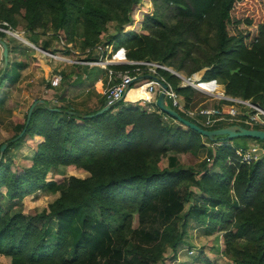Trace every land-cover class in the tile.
<instances>
[{
	"label": "trees",
	"instance_id": "16d2710c",
	"mask_svg": "<svg viewBox=\"0 0 264 264\" xmlns=\"http://www.w3.org/2000/svg\"><path fill=\"white\" fill-rule=\"evenodd\" d=\"M0 1V19L13 22L12 14L20 12L29 30L38 23L42 11H58L59 23L62 24L71 14L74 3H81L77 8L76 19L81 21L82 25V49L90 48L96 43L98 32L107 18L104 8L89 0ZM109 1L114 2L119 9L127 10L133 8L140 0ZM158 1L173 12L175 23L172 27L142 34L129 31L121 41L113 40V45L123 46L130 60H151L165 64L172 55L173 47L181 44V41L173 42L170 38L182 36L192 40L198 23L204 17H212L216 21L218 31V53L214 62L206 64L209 67L205 70L203 78H213L219 83L209 84L212 92L221 93L224 89L226 95H237L252 104L256 102L252 99L256 98V105L263 108L264 0ZM142 4L148 5L145 1ZM53 36L49 38L54 39ZM0 38L3 39L2 33ZM64 39L66 40L65 37ZM46 42L42 45L43 49H46ZM6 44L9 52L10 46ZM189 58L187 51L183 53V61ZM13 63L7 61L2 66L0 84L4 80L9 81L7 66L10 67ZM108 67L111 70H123L134 66L120 64ZM199 67L196 63L190 69H185L183 64L179 65L180 69L186 70V75L197 71ZM90 70L98 73V69L94 67H90ZM158 72L172 84L187 105L193 90L189 87H178L176 77L167 71L159 69ZM198 72L200 71L192 76L194 81L200 76ZM201 84L199 86L203 87ZM60 98L62 99V94ZM105 98L106 94L102 95L100 106L91 110L68 109L65 105L46 107L36 103L24 132L16 139L20 140L28 134L43 137L30 165L22 172H13L3 161V157H0V264H5V259H8V264H155L161 253L158 247L151 246L154 243H149L151 234L155 240H159L156 244H165L170 249H174L180 242L182 231L178 230L171 220L174 217H183V200L173 185L181 180H192V174L176 163L159 170L147 163V160L151 159L155 152H160L158 150L170 149L171 145L194 146L201 135L189 128L181 129L177 125H168L162 121L159 113L148 112L139 107V104H123L121 101L108 106L106 111L96 116L82 117L98 110ZM118 106L120 108L113 113L112 110ZM54 108L58 110H52ZM175 111L205 128L179 110ZM37 116L46 123L45 126L33 127ZM164 116L174 120L168 115ZM218 123L210 128L230 124L248 127L233 121ZM252 127L259 128L257 125ZM11 139L7 140L10 142L7 147L11 144ZM221 139L233 141L236 147L246 146L248 139L254 140L246 137L227 139L223 136H216L212 140ZM215 159L216 155L212 156L211 162ZM107 162L116 164L105 173L101 166ZM66 163L97 171L85 179H71L69 185L73 190L70 191L64 190L55 180H44V173L49 166ZM244 167H249V173L234 182V199L208 194V199L203 202L195 201L184 216L192 217L205 226L207 232H212L216 224L220 226V222L232 217L231 212L244 211L239 206L248 205L254 198L258 176L264 169V157ZM199 177L194 179V183L201 190L202 179L214 178L206 169ZM225 183L220 182L217 185L224 186ZM39 189L51 195L59 193L46 208L40 211L30 209L23 213L22 198ZM223 203H229L230 212L216 208L206 215L207 208L213 209ZM261 203L259 210L247 214L253 220L254 226L259 223L261 230L258 236L262 240L257 257L250 264H264V200ZM122 204L132 206L138 214L151 207L161 220L160 226L152 231L132 230L131 239L135 241L134 245L127 240L123 241L122 245H115L114 232L119 218L114 214H120ZM51 220L54 221V238L46 241L45 229ZM254 226L238 223L232 235L234 238L251 239L250 232Z\"/></svg>",
	"mask_w": 264,
	"mask_h": 264
},
{
	"label": "rangeland",
	"instance_id": "374dc122",
	"mask_svg": "<svg viewBox=\"0 0 264 264\" xmlns=\"http://www.w3.org/2000/svg\"><path fill=\"white\" fill-rule=\"evenodd\" d=\"M90 2L101 5L107 12V18L103 26L100 28L96 43H112L115 41H121L124 35L129 32H135L138 34L156 32L158 30H164L174 25L173 12L164 4L158 0H140L136 5L127 10L119 9L115 6L114 2L109 0H89ZM145 1L147 6L142 4ZM1 2V1H0ZM1 4V3H0ZM81 3L75 2L74 8H71V14L67 20L60 24V14L56 10H44L41 12L38 23L33 29H27V22L23 19L22 13H13L11 17L13 22H7L0 19V22H6L14 31L27 42L33 45H44L46 42V49L58 50L59 44L55 41V35H60L65 39L66 43L72 46V51L65 54L69 59L78 60L85 59L82 57L81 43V21L77 18V8ZM129 25V27H127ZM132 25V27H131ZM47 32L52 33L54 39L49 38ZM218 31L216 21L212 17L203 18L195 28L194 39H186L182 36L171 37V41H181V44L175 45L171 50L172 55L167 59L164 65L171 72L182 73L185 75L186 70L179 68L180 64L184 65L185 69H190L195 63L200 66L197 71H200V76L203 78L205 70L209 67L206 64L208 62H214L218 53ZM9 41V52H19L22 60L13 58V65L8 67L9 81L4 80L0 84V144L6 143L5 148L0 153V157H3V161L9 166V169L13 172H22L26 167L30 165L33 154L40 142L43 141V137L38 134H28L20 140L11 141V144L7 140L11 139L19 131L20 125L24 121V117L28 106L33 100H44L41 102L43 106L52 107L56 105V97L50 94L48 91L51 86L48 84L46 78L43 75L34 77L33 69L36 62L40 61L41 54L29 46L23 41L15 38H5ZM171 47V45H169ZM188 52L189 60L183 61V53ZM18 54V55H19ZM34 54L38 57L34 56ZM64 54V53H63ZM15 59V60H14ZM45 63V62H44ZM53 68L51 74L59 70L61 74V81L58 86L64 88L65 84H69L71 74H76L78 68H83L82 64H61L58 61H52ZM25 65H28L30 71L21 72L20 69ZM38 65V64H37ZM75 67V68H73ZM98 73L95 76V83L92 86L96 92H93L95 96H99L100 102L101 96L106 94L109 87L116 82V77L113 73H109L106 69L97 68ZM91 67V68H93ZM66 69L67 72H64ZM192 72V73H196ZM91 70L89 73H93ZM170 74V72H168ZM64 74V75H62ZM41 75V76H40ZM198 77H196L197 79ZM88 83V82H87ZM178 83V81H177ZM205 89L210 90L209 85L202 84ZM193 90V94L190 97L188 105L191 108L195 107H220L233 105L237 111H243L244 108H240L239 105H235L231 101L225 99H216L210 95L205 94L199 89L190 87ZM214 93V92H213ZM64 94V92H63ZM232 98H238L237 95ZM82 100V105L90 103L91 95L88 94L79 97ZM183 99V98H182ZM253 101H258L256 98ZM254 102V104H257ZM73 105L69 103L65 104L68 109H77L81 106L72 101ZM166 104L168 102L166 101ZM76 106V107H75ZM264 106V105H263ZM57 107V106H55ZM148 112L159 113L162 121L168 125H177L181 129H185L183 125H180L177 121L169 119L164 116L157 108L147 109ZM120 107H116L112 112H116ZM198 122L202 121V117H193ZM227 122V121H221ZM219 124V123H218ZM40 116L36 117L34 126H45ZM217 125V124H216ZM255 143H258L257 139H248L246 147H249ZM7 147V148H6ZM165 151L158 150L155 152L151 159L147 160L151 166L157 169L169 167L171 164H178L180 168L186 171H190L192 174V180H181L173 188L180 194L183 202V217H174L171 222L179 230L181 229V240L174 249H170L165 244L159 243V240H155L151 234L149 243L152 247H158L161 253L160 258L155 264H250L254 262L257 257L258 247H260L262 240L258 236L260 232L259 223L256 226L253 225V220L247 214L253 213L262 207L261 201L264 200V169L261 170L256 187L254 189V198L252 201L244 206L241 204L239 208L244 209L242 212H231L230 218L224 219V223L220 222L214 226V231L207 232L205 226L195 221L192 217L184 216V213L191 209V205L195 201H205L208 199V194L214 196L228 197L230 200L235 198L233 184L241 176L249 173V167L254 162L248 164L240 163L233 153V149L236 148L234 142L231 140H209L201 136L197 138L196 145L194 146H179L171 145ZM216 155V159L211 162L212 156ZM206 157L210 158V162L205 160ZM174 159V160H173ZM119 161V160H118ZM114 162L103 163L102 169L105 173L109 172L114 167ZM206 169L208 174H212V179H202L203 189L201 190L194 181L199 179L203 170ZM97 169L87 170L74 163L55 164L49 166L44 173V180H55L60 183L64 190H73V187L69 185V181L75 179H85L93 175ZM196 179V180H194ZM220 179H222L220 181ZM220 182H226L224 186H218ZM197 184V183H196ZM59 192L54 195L49 194L47 191L39 189L35 192L24 196L22 198V211L26 213L30 209L40 211L46 208V205L52 201ZM204 199V200H203ZM153 201V200H152ZM123 205V204H122ZM216 208L220 210L230 212L229 203L219 204L213 209H206L205 213H212ZM118 217V226L114 232V244L122 245L125 240L129 241L133 245L135 241L132 240V230L152 231L156 227L160 226L161 220L152 211L151 207L145 210V212L138 214L136 210L132 209V206L123 205L120 208V214H114ZM185 218V222H184ZM183 220V221H182ZM247 223L254 226L252 232H250L252 238H234L233 232L235 225L238 223ZM77 225L76 223L74 224ZM54 221L51 220L45 229L44 239L46 241L53 240L54 238ZM213 227V225H211ZM256 228V229H255ZM155 241V242H154ZM145 243V242H143ZM5 264H8V259H5Z\"/></svg>",
	"mask_w": 264,
	"mask_h": 264
},
{
	"label": "built area",
	"instance_id": "2783aa9c",
	"mask_svg": "<svg viewBox=\"0 0 264 264\" xmlns=\"http://www.w3.org/2000/svg\"><path fill=\"white\" fill-rule=\"evenodd\" d=\"M0 33L3 34L4 40H6L5 38L8 39L11 37L22 41L18 32L14 31L6 22H0ZM46 34L52 35V33L49 32ZM55 41L59 44V49L53 51L43 49L40 45H33L30 42L28 43L37 52L45 56L48 61H58L61 64H82L87 67L96 66L101 69H106L109 73H113L117 80L106 92V97L110 98L107 102L108 106L119 100L123 104H139L147 109L156 108L155 100L160 91V87L158 85V81H160L165 85L163 92L165 105L174 110H179L183 113V115L189 118L202 117V121L199 123L205 128L213 127L215 123L221 121H233L247 125L250 128L257 125L260 129H264V107L261 108L256 104H252L249 100L229 97L224 93V89L221 93H213L212 91L205 89L206 87L199 86L200 83L208 85L218 83L213 78L204 79L202 76H199L197 80L194 81L192 76L195 73L184 75L182 73L171 72L167 67L155 61L130 60L127 58L126 49L123 46H114L112 43H95L92 47L84 48L82 50L81 54L85 59L73 60L69 59L65 55L68 54L69 51H72V46L69 43H66L64 38L58 34L55 35ZM120 64L133 65L134 67L123 70H111L108 67L109 65ZM2 66L3 64L0 60V70L2 69ZM159 69L170 72V74L176 77L178 87H192L199 89L213 98L231 101L235 105H239L240 108L244 109L239 112L233 105L191 108L188 104H185L182 97L174 90L172 84L159 74ZM59 72V70H56L55 73H52L47 78V82L51 87H57L59 85L62 78ZM143 74L152 75L156 80L144 78L136 79L130 83L132 79H135ZM166 101L168 104H166ZM233 153L240 163L248 164L250 162L257 161L258 159L264 157V140H258V143L246 148L236 147L233 149ZM205 160L210 162L209 157H206Z\"/></svg>",
	"mask_w": 264,
	"mask_h": 264
},
{
	"label": "water",
	"instance_id": "95a60500",
	"mask_svg": "<svg viewBox=\"0 0 264 264\" xmlns=\"http://www.w3.org/2000/svg\"><path fill=\"white\" fill-rule=\"evenodd\" d=\"M0 48H1V61L3 66L7 63L8 61V48H7V44L4 41V39L0 38ZM144 78H150V79H155L154 76L149 75V74H143L140 75L138 77H136L135 79H132L130 81L133 82L136 79H144ZM158 81V80H157ZM158 85L160 87V91L156 97L155 100V106L156 108L162 112L165 115H168L169 117H171L172 119H174L175 121H177L178 123H180L181 125H183L186 128H189L193 131H195L196 133H198L199 135L212 140L214 137L216 136H223L227 139H231L234 137H246V138H252V139H257V140H264V129H260V128H250V127H243L241 125L238 124H230V125H225L222 127H218V128H202L200 126H198L197 124L189 121L188 119L182 117L181 115H179L177 113V111H175L174 109L168 107L167 105H165L164 103V97H163V92L165 89V85L158 81ZM110 100L109 97H106L105 100L103 101L102 106L96 110L93 113H89V114H84L82 115L83 118H90L93 116H96L104 111H106L108 109V105L107 102ZM119 100L115 101V103H117ZM42 100H34L30 103V105L27 108L26 111V115H25V119H24V123H23V127L22 129L11 139V141H15L16 139H18L22 133L24 132L29 118H30V114H31V110L33 108V106L36 103H41ZM52 110H58L57 108H54ZM68 113H73L72 111H67ZM5 144L6 143H1L0 144V153L3 151V149L5 148Z\"/></svg>",
	"mask_w": 264,
	"mask_h": 264
},
{
	"label": "crops",
	"instance_id": "0c3cea01",
	"mask_svg": "<svg viewBox=\"0 0 264 264\" xmlns=\"http://www.w3.org/2000/svg\"><path fill=\"white\" fill-rule=\"evenodd\" d=\"M21 39L27 46L33 48L22 37H21ZM4 41L6 43L9 42L7 40H4ZM8 45H9V43H8ZM18 54H19V52H8V61L12 62L13 58H16L18 60H22L21 55L20 54L18 55ZM39 55H40V53H39ZM34 56L36 57V59H38V57L35 54H34ZM41 56H42V58L45 57L42 54H41ZM0 60H1V48H0ZM40 61L36 62V65L34 66V69H33L34 75L33 76L36 77V76H39V74H41L47 80V78L51 75V70L53 68V65L51 63L52 61L46 62V65H48V68H49L47 73L44 69L42 62H40ZM85 67L86 68H84V66H83V68L76 67L78 69V72H76V74L70 75L71 79L68 81L69 84L66 83L64 88H62L60 86L49 88L48 91L50 92V94L51 93L52 94H60V95H54V97H56L55 101H57L56 105H65L67 103H69L70 105H73L72 101H74L75 103L79 104L77 106H81L77 109H81V110L96 109L97 107L100 106V102L98 101V99L100 97L95 96L93 92H96V90L94 88L92 89V86L96 81L95 80L96 72L94 71L93 73L90 74L89 73L90 67H87V66H85ZM73 68H75V67H73ZM64 70H65L64 72H67L66 69H64ZM20 71L26 73V72L30 71V68L28 65H25L23 68L20 69ZM62 75H64V74H62ZM63 92H64V94H63ZM61 94H62V99L60 98ZM86 94H88L89 96L91 95L90 103H87V104L84 103V105H82V100L79 99V97H82ZM101 106H102V104H101Z\"/></svg>",
	"mask_w": 264,
	"mask_h": 264
},
{
	"label": "bare ground",
	"instance_id": "6f19581e",
	"mask_svg": "<svg viewBox=\"0 0 264 264\" xmlns=\"http://www.w3.org/2000/svg\"><path fill=\"white\" fill-rule=\"evenodd\" d=\"M20 38H21V36H20ZM41 56V55H40ZM41 59H42V61H43V66H44V69H45V71H46V73L48 72V70H49V68H48V65H46V62L48 61L45 57L44 58H42V56H41ZM45 62V63H44ZM202 85V84H201ZM128 96H130V95H128Z\"/></svg>",
	"mask_w": 264,
	"mask_h": 264
}]
</instances>
